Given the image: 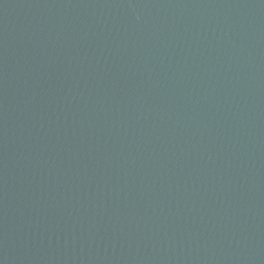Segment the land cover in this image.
<instances>
[{
    "label": "water",
    "instance_id": "water-1",
    "mask_svg": "<svg viewBox=\"0 0 264 264\" xmlns=\"http://www.w3.org/2000/svg\"><path fill=\"white\" fill-rule=\"evenodd\" d=\"M0 264H264V0H0Z\"/></svg>",
    "mask_w": 264,
    "mask_h": 264
}]
</instances>
